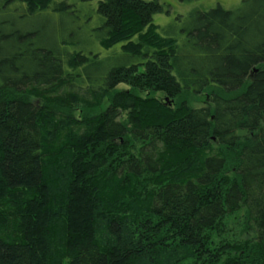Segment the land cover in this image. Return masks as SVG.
<instances>
[{
    "label": "trees",
    "instance_id": "1",
    "mask_svg": "<svg viewBox=\"0 0 264 264\" xmlns=\"http://www.w3.org/2000/svg\"><path fill=\"white\" fill-rule=\"evenodd\" d=\"M163 11L99 0L86 33L67 0H0V264H219L242 209L257 253L221 264H264V0Z\"/></svg>",
    "mask_w": 264,
    "mask_h": 264
},
{
    "label": "rangeland",
    "instance_id": "2",
    "mask_svg": "<svg viewBox=\"0 0 264 264\" xmlns=\"http://www.w3.org/2000/svg\"><path fill=\"white\" fill-rule=\"evenodd\" d=\"M60 1V0H57ZM69 3L73 5V8L76 10L77 16L80 18V21L84 23L86 16L93 17V19L89 22L88 28L85 30H90L97 25L98 21V14H97V7L99 0H67ZM148 1V0H147ZM243 0H191L187 2H181L179 0H160L166 7L167 11H163L161 13H157L154 16V22L162 27L173 23L178 16L187 17L191 12L199 10V11H208L212 8H216L218 6L223 7L224 9L233 10L239 7ZM14 16L13 18H15ZM99 17V16H98ZM56 18H59L58 14ZM64 20H66L64 18ZM84 34V33H83ZM82 34V35H83ZM96 48H94L95 50ZM102 53H105L102 51ZM126 88L125 84L119 85L116 89ZM214 93H222L223 95L229 96L230 94H224L220 89L216 87H208L205 89L201 94L193 95L188 92H184L176 99H173L170 104L176 105L181 100H186L190 106L193 107H201L207 104L210 100L211 95ZM158 97L165 98L162 93L155 94ZM167 101V100H166ZM168 102V101H167ZM106 105V104H105ZM103 106L98 108H91L85 109L84 112L82 111H72L76 116H81L83 114L94 115L99 113ZM66 112H69L66 110ZM228 161L227 167L225 170L226 178L231 181L235 180L236 178V171H235V160L234 156L231 157V152H227ZM149 187L151 184H149ZM211 234V249L213 251V256L217 255L221 259V263H223L226 259L231 257L241 256L240 250H246L253 253L254 257L257 249V241L255 231L253 230L251 224L249 223L247 214L245 209H242L241 212L237 213L236 215H231L226 220L223 221L221 226L216 227L215 230L210 233ZM232 244V245H231ZM227 245H231L233 249V254L230 251L226 252L225 247ZM238 249V250H237ZM250 253V254H251ZM235 255V256H234ZM243 255V253H242ZM212 256V257H213ZM210 257V259H212ZM184 264H199L196 261H188Z\"/></svg>",
    "mask_w": 264,
    "mask_h": 264
}]
</instances>
